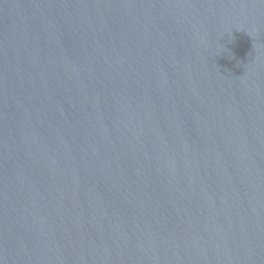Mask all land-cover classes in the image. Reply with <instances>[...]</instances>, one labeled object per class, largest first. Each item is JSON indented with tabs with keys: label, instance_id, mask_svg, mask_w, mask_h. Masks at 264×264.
<instances>
[{
	"label": "water",
	"instance_id": "water-1",
	"mask_svg": "<svg viewBox=\"0 0 264 264\" xmlns=\"http://www.w3.org/2000/svg\"><path fill=\"white\" fill-rule=\"evenodd\" d=\"M0 264H264V0H0Z\"/></svg>",
	"mask_w": 264,
	"mask_h": 264
}]
</instances>
